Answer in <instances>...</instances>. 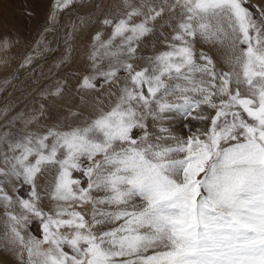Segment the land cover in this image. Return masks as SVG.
I'll list each match as a JSON object with an SVG mask.
<instances>
[{"label":"snow or ice","instance_id":"obj_1","mask_svg":"<svg viewBox=\"0 0 264 264\" xmlns=\"http://www.w3.org/2000/svg\"><path fill=\"white\" fill-rule=\"evenodd\" d=\"M125 9L103 21L107 39L93 37L95 72L81 84L96 88L98 75L114 85L107 109L101 102L76 126L0 132V184L31 186L28 199L0 187L4 236L19 264H264V8L125 0ZM166 13V50L135 64ZM198 42L222 49L223 66L197 53ZM173 112L206 127L177 137L162 123ZM149 119L161 122L156 133ZM42 178L54 202L48 212ZM85 206L88 218L77 210ZM33 218L39 238L27 231Z\"/></svg>","mask_w":264,"mask_h":264},{"label":"rangeland","instance_id":"obj_2","mask_svg":"<svg viewBox=\"0 0 264 264\" xmlns=\"http://www.w3.org/2000/svg\"><path fill=\"white\" fill-rule=\"evenodd\" d=\"M91 2L92 0H72L67 7L57 9L56 0H0V96L5 97L0 101V132L5 130H11L14 133L45 132L53 126L63 128L81 124L94 114L90 106H84L87 101L82 102L83 104L80 101L81 106L87 109L86 112L79 111L81 106L76 100L80 98H83L82 101L88 100L91 98V93H93L92 97L95 93L99 94L96 102L101 106L102 95L109 86L103 83L102 77L97 75V79L93 81L97 85L96 88L81 87L83 78L92 76L95 72L93 64L89 63L92 62L89 57L93 48V37L101 33L103 38L107 39L111 28L103 21L120 17L126 9L125 0H99V3L95 0L97 4L93 3L94 5ZM89 3L91 8L86 14L68 13L64 19L63 29L59 32L61 35H57L62 13L67 8L83 10ZM246 6L251 11L259 12L261 8H264V0H246ZM171 34L172 28L168 25L166 13L156 22L153 33L145 37L138 45L135 64L140 63L141 60L147 62L149 57L166 50L165 41ZM5 41L7 47L3 46ZM195 48L197 53L205 51L216 58L218 49H210L209 45L199 42L196 43ZM219 51L217 52L219 57L216 59L221 62L220 66H223L222 58L225 53L222 49ZM49 53L52 55L38 62V58H42L40 55L47 56ZM138 63L137 65H143ZM21 70L24 71L23 74L16 77ZM125 75L123 71L119 73L120 78ZM57 89L60 90L58 94ZM111 90L115 91V87ZM70 96L73 97L72 102L68 99ZM9 103L10 105H7ZM73 113L76 114L75 117ZM168 115L170 118L162 123L180 138L206 127L198 120L182 118L178 112ZM28 121L31 123H27ZM147 123L149 130L156 133L157 126L161 122H153L149 119ZM135 131L139 132L138 129ZM47 173L48 176L52 175ZM1 178L0 180L3 179ZM73 178L79 179L82 186H87V177L81 173L73 172ZM5 183H7L9 194L14 199L30 197L31 186L24 184L22 179ZM38 191L41 197L40 207L48 212L54 207V202L49 199L46 184L39 183ZM77 210L84 212L88 218L90 206ZM5 220L3 208L0 207V264H19L16 253L4 236ZM27 231L39 238L40 220L33 218Z\"/></svg>","mask_w":264,"mask_h":264},{"label":"bare ground","instance_id":"obj_3","mask_svg":"<svg viewBox=\"0 0 264 264\" xmlns=\"http://www.w3.org/2000/svg\"><path fill=\"white\" fill-rule=\"evenodd\" d=\"M95 0H92V2H91V4H93V3H95L94 2ZM96 1H98V3H99V0H96ZM159 2V1H158ZM91 4L89 3V4H86L85 5V7H84V9L83 10H79V9H77V10H75V9H71V8H67L63 13H62V16H61V18H60V21H61V24H60V26L57 28V35H59V32L63 29V23H64V19L66 18V16L68 15V13H70V12H73V13H79V14H86L88 11H89V8H91L90 6H91ZM95 4H97V3H95ZM94 5V4H93ZM96 6V5H95ZM97 11V10H96ZM96 14H97V12H96ZM93 15H95V14H93ZM169 31V30H168ZM61 35V34H60ZM59 35V36H60ZM58 39H59V37H58ZM147 49V48H146ZM142 50H143V48H142ZM217 52H220L219 50H216V54H215V57L217 58V57H219V56H217ZM20 54V53H19ZM50 55H52L51 53H49V54H47V56H46V54H44V55H40V57H42V58H38V62H42L43 60H45V59H47ZM219 55V54H218ZM224 55V54H223ZM47 57V58H46ZM140 58V57H139ZM139 61V60H138ZM37 62V63H38ZM90 64L92 63V62H89ZM138 63V62H137ZM136 63V64H137ZM146 62H143V60H141V62L140 63H138V64H145ZM14 64V63H13ZM32 68V67H31ZM122 78V77H121ZM114 85L113 86H108L107 88H106V90H104V94L102 95V98L101 99H103L101 102H103V107L105 108V109H107V107H109V104H110V99H109V96H108V92L109 91H112L111 90V88H113L114 89ZM87 91V90H86ZM92 92V91H91ZM11 94V93H10ZM92 94L93 93H91V98H92V100H90V99H88V100H81V99H83V98H80L78 101L76 100V102L78 103V105H80L81 106V103L83 102H85L86 103V101H87V104L86 105H84V106H90L91 107V111H92V113L95 115V112L97 111V108H99L100 106H99V104H97V102L96 101H98L97 99L99 98V94H97V93H95L94 95V97H92ZM107 94V95H106ZM4 96H6V95H4ZM9 96V95H8ZM90 96V95H89ZM84 97V96H83ZM105 97V98H104ZM5 97H2V96H0V101L2 100V99H4ZM89 98V97H88ZM7 99V98H6ZM5 99V100H6ZM68 99L72 102L73 101V97L72 96H70V97H68ZM80 101H81V103H80ZM11 103V102H10ZM10 103L9 104H7V105H10ZM82 103V104H83ZM100 105H101V103H100ZM2 106V105H1ZM6 107V106H5ZM4 107V108H5ZM8 107V106H7ZM3 108V109H4ZM85 110H87V109H84V107H83V105L81 106V110H79V111H82V112H86ZM63 111H65V110H63ZM58 112H61V111H58ZM77 115H78V113H77ZM93 115V116H94ZM86 116V115H85ZM73 117H75V116H73ZM72 117V118H73ZM80 117V116H79ZM78 118V117H77ZM83 118V117H82ZM80 120V119H79ZM75 121V120H74ZM65 123V122H64ZM76 123V122H75ZM78 123V122H77ZM80 123V122H79ZM64 125V124H63ZM67 125V124H66ZM75 125V124H74ZM77 125V124H76ZM50 173V172H49ZM45 175H48V173H47V171H46V173H45ZM51 176V175H50ZM2 179V178H1ZM42 184L44 183L43 182V178H42V182H41ZM6 184L7 183H3V184H0L1 186L0 187H6ZM14 186V185H13ZM7 188L8 187H6V189H5V191L7 190ZM8 194H9V191L7 190L6 191ZM10 196H12L11 194H9ZM13 197V196H12ZM13 199H14V197H13ZM47 206V205H46ZM16 210L18 211V206H16Z\"/></svg>","mask_w":264,"mask_h":264},{"label":"water","instance_id":"obj_4","mask_svg":"<svg viewBox=\"0 0 264 264\" xmlns=\"http://www.w3.org/2000/svg\"><path fill=\"white\" fill-rule=\"evenodd\" d=\"M23 72H24V71H22V70H21V71H19V72H18V74L16 75V77H19L20 75H22V74H23Z\"/></svg>","mask_w":264,"mask_h":264}]
</instances>
